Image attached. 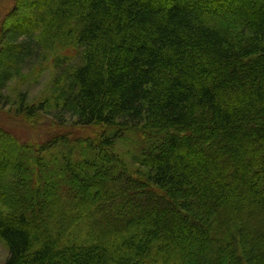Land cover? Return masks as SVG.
Wrapping results in <instances>:
<instances>
[{
    "label": "trees",
    "instance_id": "1",
    "mask_svg": "<svg viewBox=\"0 0 264 264\" xmlns=\"http://www.w3.org/2000/svg\"><path fill=\"white\" fill-rule=\"evenodd\" d=\"M0 26L1 99L46 38L79 50L14 110L59 134L0 127L4 264H264V0H17Z\"/></svg>",
    "mask_w": 264,
    "mask_h": 264
},
{
    "label": "rangeland",
    "instance_id": "2",
    "mask_svg": "<svg viewBox=\"0 0 264 264\" xmlns=\"http://www.w3.org/2000/svg\"><path fill=\"white\" fill-rule=\"evenodd\" d=\"M15 1L17 0H0V24L3 22L6 15L13 9ZM47 40L48 38L44 40L45 43L41 46L42 50L45 52L36 57V61H34L32 68L29 69L27 65L23 67L22 73L25 77L22 75L19 79L8 82L7 86L3 89L2 99L0 98V127L8 130L17 141L29 140L30 142L31 139H35L37 142H42L56 133L59 134L55 131L51 134H49V131L46 132V130H48L47 127L51 124L52 116L56 115L53 111H50V108H44L38 116L43 120L39 121L42 131L39 133L38 137H34L32 130L30 131L23 126L24 123L14 112L19 95L25 94L29 104H37L42 99H50L52 98L51 94L55 92L54 90L63 88L65 77L73 70V67L70 65L74 64L75 58L79 54V50L75 45L71 41L65 39L57 44L53 43V47L50 49L48 48ZM49 51H52V53H49ZM68 118V116L65 118L66 120L63 122L64 126L70 123ZM55 121L57 122V120ZM34 129L35 131L38 130L37 128ZM81 227L82 225L76 230H83L84 228L81 229ZM253 230L254 228L250 232L256 234L257 239H259V237L262 236L260 233L261 230ZM94 236L98 237L96 234L93 235V233L90 235L88 231L80 232L79 235L81 240L85 238L91 240L95 238ZM258 246L264 252V242L261 246L260 244H258ZM7 257V247L0 239V264H4Z\"/></svg>",
    "mask_w": 264,
    "mask_h": 264
}]
</instances>
